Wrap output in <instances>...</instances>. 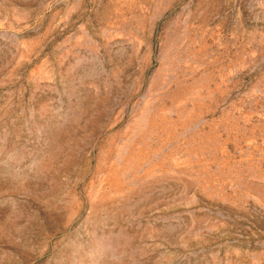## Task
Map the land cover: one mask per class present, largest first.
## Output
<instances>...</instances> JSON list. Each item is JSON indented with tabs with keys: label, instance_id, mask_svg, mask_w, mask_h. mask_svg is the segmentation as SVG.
I'll use <instances>...</instances> for the list:
<instances>
[{
	"label": "rangeland",
	"instance_id": "obj_1",
	"mask_svg": "<svg viewBox=\"0 0 264 264\" xmlns=\"http://www.w3.org/2000/svg\"><path fill=\"white\" fill-rule=\"evenodd\" d=\"M0 264H264V0H0Z\"/></svg>",
	"mask_w": 264,
	"mask_h": 264
}]
</instances>
